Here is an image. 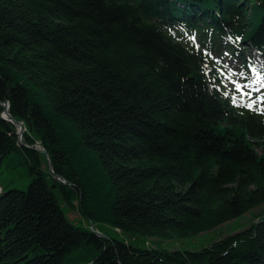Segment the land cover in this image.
I'll return each mask as SVG.
<instances>
[{
  "label": "trees",
  "instance_id": "1",
  "mask_svg": "<svg viewBox=\"0 0 264 264\" xmlns=\"http://www.w3.org/2000/svg\"><path fill=\"white\" fill-rule=\"evenodd\" d=\"M203 48L264 79V0H0V165L29 176L0 191V264H264V218L167 251L66 217L171 240L264 203V112Z\"/></svg>",
  "mask_w": 264,
  "mask_h": 264
},
{
  "label": "rangeland",
  "instance_id": "2",
  "mask_svg": "<svg viewBox=\"0 0 264 264\" xmlns=\"http://www.w3.org/2000/svg\"><path fill=\"white\" fill-rule=\"evenodd\" d=\"M203 50L219 66L221 72L224 74V90L227 94H229L232 100L231 102L236 106V108H254L258 112H264V79L255 75L253 79H249L245 73L242 72L240 64L236 60L228 58L227 55H224L226 60H221L205 48H203ZM246 55L253 57L256 61V65L264 69L263 61L254 49H249L246 52ZM241 73H243V75H241ZM1 117H5L4 119H7L3 112L1 113ZM17 132L19 134V129H17ZM20 142H22V140ZM256 152L264 157V147H257ZM28 177L29 176L26 174V170L21 167V162L18 159H12L9 163H4V165H0V191H3L6 187L25 189L29 181ZM50 186L51 188H54V185L50 184ZM54 193L59 203H62L57 190H55ZM78 202V199L73 200L74 207L78 204ZM66 217L72 224L79 225L83 228H88V226L91 225L81 217L77 209L66 211ZM259 218H264V203L251 209L244 215L232 221L223 223L210 231L203 232L189 238L171 240H163L156 237L138 238V236H136L137 238H134L129 234L119 232L118 229L117 231L116 229L102 223L92 226L95 227V230H93L92 227L91 229L89 227V229L95 233L96 230L100 231L101 234L106 236L102 238L116 237L117 239L133 246L166 249L167 251H198L226 235L234 234L247 228L252 222ZM96 235L99 236L98 234Z\"/></svg>",
  "mask_w": 264,
  "mask_h": 264
},
{
  "label": "water",
  "instance_id": "3",
  "mask_svg": "<svg viewBox=\"0 0 264 264\" xmlns=\"http://www.w3.org/2000/svg\"><path fill=\"white\" fill-rule=\"evenodd\" d=\"M7 108V107H6ZM5 112V114H7V116H8V112H7V110H5L4 111ZM5 118V117H4ZM13 123H16L18 126H22L21 125V122H19V121H16V120H14V119H10ZM22 140V130H20L19 129V141H21ZM40 151H42V152H44L45 153V155L46 156H48V154L43 150V149H40ZM48 167H49V169H51V167H50V161H48ZM58 180H60V181H63V182H65V180H64V178H62L61 176H58V175H54ZM91 229V228H90ZM96 234H98L99 236H101V237H106L105 235H103V234H101V233H98V232H96Z\"/></svg>",
  "mask_w": 264,
  "mask_h": 264
},
{
  "label": "bare ground",
  "instance_id": "4",
  "mask_svg": "<svg viewBox=\"0 0 264 264\" xmlns=\"http://www.w3.org/2000/svg\"><path fill=\"white\" fill-rule=\"evenodd\" d=\"M3 105L5 106V110H7V108H8V103H3ZM7 107V108H6ZM4 110V111H5ZM3 111V113H4V115H6V117H7V119H9V114H8V116H7V114H5V112ZM12 117H10V119H11ZM13 119V118H12ZM15 120V119H14ZM11 121V120H10ZM17 121V120H16ZM12 122V121H11ZM19 122H21V121H19ZM14 125H16V127H17V129H20V130H22V131H24L25 129H26V126H24V124L21 122V125L22 126H18L16 123H13ZM48 161H50V160H48ZM49 166V165H48ZM50 167H51V164H50ZM48 169H49V167H48ZM50 171H52V167H51V169H49ZM63 178V177H62ZM65 180V179H64ZM63 182V181H62ZM65 182H66V180H65ZM65 182H63V183H65ZM88 227H90V225L88 226ZM93 228V230H95V228L94 227H92ZM117 230V229H116ZM118 231V230H117ZM96 232H98V233H101L100 231H98V230H96Z\"/></svg>",
  "mask_w": 264,
  "mask_h": 264
},
{
  "label": "snow or ice",
  "instance_id": "5",
  "mask_svg": "<svg viewBox=\"0 0 264 264\" xmlns=\"http://www.w3.org/2000/svg\"><path fill=\"white\" fill-rule=\"evenodd\" d=\"M194 39V37H192ZM241 75H243V73H241Z\"/></svg>",
  "mask_w": 264,
  "mask_h": 264
},
{
  "label": "built area",
  "instance_id": "6",
  "mask_svg": "<svg viewBox=\"0 0 264 264\" xmlns=\"http://www.w3.org/2000/svg\"><path fill=\"white\" fill-rule=\"evenodd\" d=\"M93 225H90V228L92 227Z\"/></svg>",
  "mask_w": 264,
  "mask_h": 264
}]
</instances>
